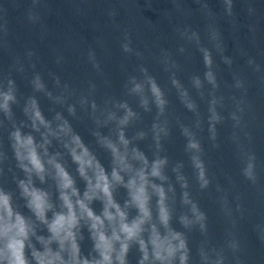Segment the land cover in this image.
Segmentation results:
<instances>
[{
	"label": "clouds",
	"instance_id": "obj_1",
	"mask_svg": "<svg viewBox=\"0 0 264 264\" xmlns=\"http://www.w3.org/2000/svg\"><path fill=\"white\" fill-rule=\"evenodd\" d=\"M223 3L231 15L233 0ZM179 34L194 42L204 67L202 76L189 77L192 88L201 95L205 84L213 89L206 130L199 121L196 131L178 125L182 158H175L167 148L173 129L166 119V91L143 64L124 80V99L100 97L98 84L91 80L81 91L60 74L49 72L54 91L32 62L35 51L27 52V68L18 59L13 65L27 78L31 94L20 92L11 73L0 77V126H6L11 152L9 156L0 149V175L7 173L0 180V264H244L236 220L225 229L222 243L214 242L208 213L194 195V189L201 196L213 189L225 191L214 185L207 158L209 151L222 147L218 125L225 118L217 110L223 98L215 95L220 85L213 69V48L196 30ZM216 38L212 32L210 41ZM120 47L125 54L133 53L127 35ZM186 51L184 45L178 48L181 54ZM135 55L142 58L140 52ZM171 57V52L161 50L165 72H170L169 66L179 68ZM87 61L98 74L102 72L95 51H88ZM62 62L64 57L56 55L55 64L62 67ZM221 63L230 67L233 61L221 55ZM169 83L184 108L198 113L199 106L188 99L189 90L176 72H170ZM243 86L237 79L235 87ZM40 96L50 102V116L41 107ZM17 107L22 119L16 116ZM153 110L155 118L143 127L144 115ZM243 112L238 102L229 114L233 129L229 139L238 149L235 129L243 125ZM74 121L87 127L92 143ZM203 131L209 149L200 138ZM246 136L253 139L250 133ZM97 148L107 154V167ZM241 163L240 175L258 186L256 152L241 150ZM235 199L241 201L242 196L236 193ZM219 204L222 211L227 208L226 194L219 197ZM236 211L243 212L242 203L236 204Z\"/></svg>",
	"mask_w": 264,
	"mask_h": 264
},
{
	"label": "water",
	"instance_id": "obj_2",
	"mask_svg": "<svg viewBox=\"0 0 264 264\" xmlns=\"http://www.w3.org/2000/svg\"><path fill=\"white\" fill-rule=\"evenodd\" d=\"M226 7L223 0H0V77L11 73L20 92L31 94L27 78L16 72L13 65L18 59L27 68V52L35 51L37 56L32 57V62L54 91L49 72L60 74L63 80L70 81L81 91L87 89L91 80L98 84L100 97L124 99V80L127 75L136 74L137 67L143 64L166 91L169 101L166 119L173 129V141L167 148L172 156L182 158L183 140L178 125L183 123L196 131L199 121L206 130L213 92L205 84L201 95L189 82L194 74L202 76L204 67L194 42L189 43L179 33L186 29L198 31L204 44L213 48V69L220 85L215 95L223 98V106H217L225 118V123L218 125L222 147L219 151H209L207 158L214 185L220 184L225 191L216 193L213 189L201 196L194 189V195L201 199L208 213L214 242L222 243L225 229L234 219L235 231L244 245V264H264L261 240L264 237V0H233L231 15ZM30 15L35 19L30 20ZM212 32L217 33L215 41H210ZM125 35L131 40V54L123 53L120 47ZM181 45L187 49L184 54L178 52ZM90 49L96 53L100 74L87 61ZM162 49L171 52V59L178 63V69L169 66L170 72H176L188 88V99L197 103L198 113H189L171 89L170 72H165L161 63ZM136 52L142 53V58L137 57ZM56 55L64 57L62 67L55 64ZM221 55L233 61L230 67L221 63ZM237 79L243 81V88L235 87ZM40 102L45 114L50 116V102L43 96ZM238 102L244 109L243 125L235 129L239 149L229 139L233 131L229 114L236 110ZM16 116L22 119L18 107ZM154 118L155 110L145 114L142 126L149 127ZM76 127L85 140L92 143L87 127L80 123H76ZM247 133L253 137L251 141ZM199 135L209 149L206 131ZM140 146L147 150L146 143ZM0 149L11 155L6 126H0ZM241 150L255 151L259 158L261 180L256 187L240 175ZM96 151L107 167V154L98 148ZM6 177L5 172L0 180ZM236 193L242 196L241 201L235 199ZM225 194L228 206L222 211L219 197ZM237 203L243 204L242 213L236 211ZM96 207L99 209L98 204ZM196 239L198 237L194 238V243Z\"/></svg>",
	"mask_w": 264,
	"mask_h": 264
}]
</instances>
